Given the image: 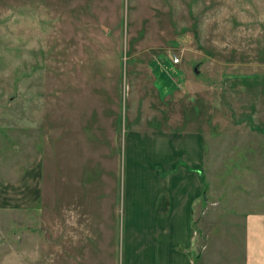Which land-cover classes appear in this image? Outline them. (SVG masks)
Here are the masks:
<instances>
[{
	"label": "rangeland",
	"instance_id": "rangeland-1",
	"mask_svg": "<svg viewBox=\"0 0 264 264\" xmlns=\"http://www.w3.org/2000/svg\"><path fill=\"white\" fill-rule=\"evenodd\" d=\"M248 213L264 0H0V264H240Z\"/></svg>",
	"mask_w": 264,
	"mask_h": 264
},
{
	"label": "crops",
	"instance_id": "crops-1",
	"mask_svg": "<svg viewBox=\"0 0 264 264\" xmlns=\"http://www.w3.org/2000/svg\"><path fill=\"white\" fill-rule=\"evenodd\" d=\"M191 149V147H190ZM181 156L185 159L194 158L193 152L189 151V147L181 145ZM197 153V152H196ZM154 221V219H153ZM245 234L243 239V250L240 264H264V213H248L245 216ZM155 222V221H154ZM157 240L149 238L145 244L139 246V254L143 255L140 262L136 263V244L130 250L126 249V260L124 264H185L183 256L172 253L174 260L169 263V248L167 238L163 235ZM165 238V239H164ZM135 257V261L134 260Z\"/></svg>",
	"mask_w": 264,
	"mask_h": 264
},
{
	"label": "built area",
	"instance_id": "built-area-1",
	"mask_svg": "<svg viewBox=\"0 0 264 264\" xmlns=\"http://www.w3.org/2000/svg\"><path fill=\"white\" fill-rule=\"evenodd\" d=\"M172 63H178L179 59L176 56H173V58H171Z\"/></svg>",
	"mask_w": 264,
	"mask_h": 264
},
{
	"label": "water",
	"instance_id": "water-1",
	"mask_svg": "<svg viewBox=\"0 0 264 264\" xmlns=\"http://www.w3.org/2000/svg\"><path fill=\"white\" fill-rule=\"evenodd\" d=\"M195 70V69H194Z\"/></svg>",
	"mask_w": 264,
	"mask_h": 264
}]
</instances>
